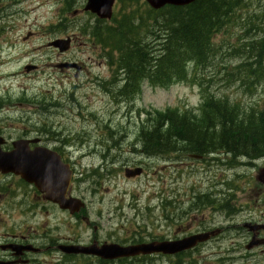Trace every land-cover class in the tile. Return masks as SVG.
<instances>
[{
  "label": "rangeland",
  "instance_id": "374dc122",
  "mask_svg": "<svg viewBox=\"0 0 264 264\" xmlns=\"http://www.w3.org/2000/svg\"><path fill=\"white\" fill-rule=\"evenodd\" d=\"M245 2L242 16L214 39L216 50L206 65L198 69L189 65L191 82L152 87L144 81L132 98H126L115 93L121 83L114 70L82 32L95 22L93 17L70 14L80 11L85 0H0V136L9 142L47 134L78 150L74 160L78 193L96 226L94 231L81 225V240L94 236L127 245L218 227L222 234L191 251L182 264H264L263 253L245 249L251 242L264 245V240H255V234L249 240L241 227L253 212H263L264 159L248 164L222 151L200 161L185 151L151 157L141 152L138 137L148 113L169 108L197 115L206 94L227 99L241 111L264 110V84L246 86L228 74L246 60V47L243 52L232 49L256 37L252 28L245 32L248 21L259 25L255 16L264 15V0ZM137 3L118 0L115 12L146 15V8ZM66 37L76 42L59 52L52 42ZM64 62L82 63L84 70L66 69L60 66ZM137 166L144 168L142 176L124 177V168ZM23 212L11 209L2 218L29 220ZM36 220L44 221L37 216L32 226ZM47 220L49 227L58 225L57 231L68 235L72 220L59 215ZM174 260L161 255L112 264ZM57 262L99 264L93 258Z\"/></svg>",
  "mask_w": 264,
  "mask_h": 264
},
{
  "label": "trees",
  "instance_id": "16d2710c",
  "mask_svg": "<svg viewBox=\"0 0 264 264\" xmlns=\"http://www.w3.org/2000/svg\"><path fill=\"white\" fill-rule=\"evenodd\" d=\"M247 6L245 0H196L184 7L146 8L143 16L132 10L118 14L114 27L97 26L89 36L107 50L106 58L115 62L123 76L121 91L132 97L144 81L152 87L191 82L189 65L194 69L206 65L216 50V36L233 26ZM255 18L260 24L248 21L250 27L245 32L252 28L256 37L242 48L232 49L243 52L246 47V60L228 73L246 86L264 84V15ZM199 111L196 115L166 109L149 114V122L139 134L144 151L154 155L179 150L203 155L222 151L247 160L264 156V110L241 111L227 99L206 94ZM206 202L211 204L209 199ZM190 253L176 255L172 264H182Z\"/></svg>",
  "mask_w": 264,
  "mask_h": 264
},
{
  "label": "flooded vegetation",
  "instance_id": "af4514ba",
  "mask_svg": "<svg viewBox=\"0 0 264 264\" xmlns=\"http://www.w3.org/2000/svg\"><path fill=\"white\" fill-rule=\"evenodd\" d=\"M116 4L117 2L114 6H116ZM74 42H76L75 38ZM62 64L75 65L74 69L76 72L84 70V65L82 63L64 62ZM118 87L119 85L116 86V88ZM143 126L144 124H141L140 131ZM18 140L22 142L27 153L31 154L36 151H41V153L48 154V158L60 163V174L56 178V183H51L53 187V189L50 190L51 192H55L54 189L57 188L59 184L61 190H66L64 195L65 198L81 199L84 202L78 193L80 187L74 161L78 150L75 148L72 149L73 145L70 142L62 139H54L51 136L24 135L22 138H17L9 142L5 139V144L1 149L5 152L12 150V143ZM139 140L142 143L141 152L147 154L144 151V141L142 139ZM177 152H172L168 155ZM147 155L151 154L148 153ZM188 157L195 158V160H202L203 154L190 153ZM259 159H264V156L257 158V160ZM58 167V165H54V169H58ZM137 167H141L142 171L140 176H142L144 168L142 166ZM126 168L134 169L136 167ZM260 194L262 195L261 191ZM11 209L24 211V215L28 216L27 218L29 220L19 221L17 223L12 218H2L3 214H7ZM86 210L85 204V207L79 212L71 214L68 210H62L58 204L47 199L45 193L39 192L34 183L24 181L19 176L13 174L0 173V264H59L60 262L57 261L74 258H93L96 260V258L91 256L66 255L63 252L64 246H88L92 243H97L99 245L105 243L104 241H99L94 236L88 237L87 240L80 239L79 230L81 225L86 227L92 226L93 230H96V226L93 225ZM56 215L66 217L68 221L72 220L70 224H68L67 236H63L57 231L58 225L49 227L50 225L47 219L53 216L55 217ZM37 216L42 217L44 221H33L35 226H32L30 222ZM250 217L252 218L250 221L241 224L244 232L249 236L248 239L250 240L255 234V240H264V209L263 212L260 211V214L257 215L253 212V215L251 214ZM7 218H9V216H7ZM247 224L253 226L250 232L248 230L249 228L246 226ZM157 240L168 241L172 239L158 238ZM253 251H259L264 254V245L257 246Z\"/></svg>",
  "mask_w": 264,
  "mask_h": 264
},
{
  "label": "water",
  "instance_id": "95a60500",
  "mask_svg": "<svg viewBox=\"0 0 264 264\" xmlns=\"http://www.w3.org/2000/svg\"><path fill=\"white\" fill-rule=\"evenodd\" d=\"M152 9H160L165 5L185 6L193 3L195 0H145ZM114 0H87L85 11H90L100 19H109L111 17V8ZM69 40H55L52 45L60 51H65ZM3 139L0 137V146ZM48 154L36 151L27 153L22 142L13 143V150L2 152L0 149V172L3 174L13 173L19 175L22 179L34 183L40 192H44L46 197L56 202L60 208L67 209L70 213L78 212L83 204L79 200H66L64 198V189L61 190L59 184L53 189L51 183H56V178L60 174V167L54 169V165H60L58 162L48 158ZM58 161V160H57ZM140 173V169L134 171H125V175L135 176ZM219 230H213L206 233L191 235L178 241L172 242H152L149 244H139L130 246H119L116 244H104L98 247L95 243L88 247L68 246L63 251L67 254H83L96 256L103 260L113 261L116 259L130 258L138 255H149L152 253H162L165 255L176 254L193 248L198 243L207 241L210 237L219 233ZM254 244L251 242L248 249Z\"/></svg>",
  "mask_w": 264,
  "mask_h": 264
},
{
  "label": "bare ground",
  "instance_id": "6f19581e",
  "mask_svg": "<svg viewBox=\"0 0 264 264\" xmlns=\"http://www.w3.org/2000/svg\"><path fill=\"white\" fill-rule=\"evenodd\" d=\"M157 35H158V34H157ZM146 44H147V43H146ZM146 44H145V45H146ZM148 45H149V44H148ZM151 47H152V46H151ZM47 133H48V132H47ZM44 134H45V133H44ZM46 135H47V134H46ZM46 135H45V136H46ZM49 136H50V135H49ZM48 139H49V138H48ZM109 152H110V150H109ZM225 155H226V154H225ZM186 159H187V158H186ZM188 159H189V158H188ZM192 159H193V158H192ZM194 159H195V158H194ZM190 160H191V159H190ZM190 160H189V161H190ZM187 161H188V160H187ZM197 161H198V160H197ZM199 161H200V160H199ZM191 162H192V160H191Z\"/></svg>",
  "mask_w": 264,
  "mask_h": 264
}]
</instances>
